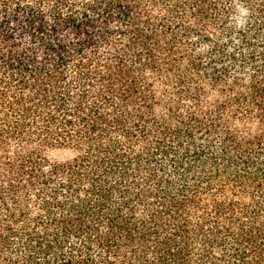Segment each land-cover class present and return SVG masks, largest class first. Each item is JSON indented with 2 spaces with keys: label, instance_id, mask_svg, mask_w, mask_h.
<instances>
[{
  "label": "trees",
  "instance_id": "obj_1",
  "mask_svg": "<svg viewBox=\"0 0 264 264\" xmlns=\"http://www.w3.org/2000/svg\"><path fill=\"white\" fill-rule=\"evenodd\" d=\"M0 264H264V0H0Z\"/></svg>",
  "mask_w": 264,
  "mask_h": 264
}]
</instances>
